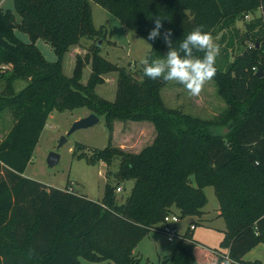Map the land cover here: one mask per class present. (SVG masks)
<instances>
[{
	"label": "trees",
	"instance_id": "1",
	"mask_svg": "<svg viewBox=\"0 0 264 264\" xmlns=\"http://www.w3.org/2000/svg\"><path fill=\"white\" fill-rule=\"evenodd\" d=\"M90 1L146 40L158 16L161 33L172 30L174 47L200 25L212 37L219 35L222 44L229 41L223 59L216 58L213 78L225 110L203 120L165 107L160 91L166 81L143 71L135 77L102 56L95 42L83 56L74 54L72 75H65L63 58L71 48L82 38L107 35L104 26H94ZM13 6L19 21L0 7V80L5 83L0 112L13 118L0 140V264H80V259L141 264L133 251L150 232L160 233L166 216L201 221L207 187L225 225L220 247L227 251H215L208 264L226 257L232 264H261L243 258L264 246V76L256 75L264 71V0H13ZM237 21H243L244 31ZM39 38L50 44L56 60L44 57L35 44ZM147 41V58H164L163 39ZM86 65L90 73L82 82ZM109 74L116 81L113 101L95 92ZM16 80L26 84L14 93ZM81 108L103 116L108 144L91 156L77 153L82 150L77 145L73 155L89 165L119 161L116 184L106 182L100 201L23 177L49 115ZM115 121L152 123L155 138L138 153L125 152L111 144ZM126 180L133 181L132 189L119 203L116 190ZM192 233L188 227L177 234L171 256L155 264H201L197 248H207Z\"/></svg>",
	"mask_w": 264,
	"mask_h": 264
},
{
	"label": "rangeland",
	"instance_id": "2",
	"mask_svg": "<svg viewBox=\"0 0 264 264\" xmlns=\"http://www.w3.org/2000/svg\"><path fill=\"white\" fill-rule=\"evenodd\" d=\"M3 9H10L14 13L13 0H4ZM92 20L96 28L104 26L107 32L105 38L90 41L82 38L79 45L71 48L63 58V72L67 76L72 75L74 67V54L80 53L82 56L88 52L92 44L100 43V54L112 63L124 65L130 69L134 76L141 77L143 65L141 61L147 58L151 49L150 43L143 37L133 31L125 28L119 20L99 4L90 1ZM258 15L259 12H256ZM16 21L19 16L15 13ZM245 18L244 20H247ZM236 26L242 32L244 31L243 21H237ZM15 34L24 42H29V37L25 32L15 29ZM220 36L213 37L216 44L219 45L220 53L217 59L222 60L224 57L223 47L225 43L220 42ZM36 46L42 52L44 57L49 61L56 60V55L50 44L39 38L35 41ZM237 47V41L235 44ZM230 59L233 57L232 48H229ZM163 59L162 57H157ZM156 58V59H157ZM90 73V66L86 65L83 69L82 82H86ZM114 74L105 75V81L95 87V92L100 97L113 101L116 91V81ZM25 81L16 80L14 83V93L19 92L25 85ZM5 83L0 80V93L4 90ZM161 98L165 107L173 110H179L184 114L191 115L203 120L213 119L215 116L225 110L226 106L222 98L217 93V87L212 79L204 86L203 91L198 97L191 96L187 90L176 82H166L160 91ZM93 114L87 109H75L71 111L52 112L47 123L41 132L38 143L33 151L30 163L26 167L23 175L29 179L38 181L50 188L60 190L68 189L77 195L86 196L92 201H100L103 196L104 185L107 181L116 184L114 174L118 171V160H114L110 167L103 162L96 165H89L84 159H77L73 152L77 145L82 146V150L77 153H86L91 156L95 150L103 149L108 144L109 133L105 127L103 116L99 117V122L91 127L79 129L67 136L72 124L82 118ZM95 115V114H93ZM96 116V115H95ZM13 125V118L8 111L0 112V140H3ZM111 144L125 152L138 153L144 147L152 143L155 138V130L152 123L149 122H126L115 121L112 129ZM62 138L66 142L59 147ZM50 153L59 156L56 165L49 166L47 158ZM106 172L110 176L106 178ZM194 185V180L192 179ZM133 181L126 180L119 183L120 192L116 191L119 203H123L130 195ZM207 198V204L203 208V218L197 221L196 218H185L178 220L174 224L178 234L183 235L187 228L194 226L192 233L194 241L207 246L210 250L204 256V249L198 251V258L201 264H208V260L213 259V253L216 251L220 254H226V251L220 247L223 239L221 225L223 221L217 220L218 203L211 187L204 189ZM211 219L212 221H209ZM193 222V223H191ZM221 229V230H220ZM175 241L168 242L165 234L152 231L146 236L135 248L133 253L141 259V264H155L160 259L169 258L172 254ZM205 257V259H203ZM80 264H111L108 261L99 263L89 262L80 259Z\"/></svg>",
	"mask_w": 264,
	"mask_h": 264
},
{
	"label": "clouds",
	"instance_id": "3",
	"mask_svg": "<svg viewBox=\"0 0 264 264\" xmlns=\"http://www.w3.org/2000/svg\"><path fill=\"white\" fill-rule=\"evenodd\" d=\"M163 20L158 16L154 18V27L148 32L147 40L155 41L162 38L168 47L164 58L141 61L144 75L152 80L163 79L166 82H176L193 96L198 97L207 82L216 75V58L220 53L219 45L213 40L210 33L203 31V26L195 27L174 47L172 30L166 29L161 33ZM203 53L202 57L194 53ZM221 264H232L231 259L226 257Z\"/></svg>",
	"mask_w": 264,
	"mask_h": 264
},
{
	"label": "water",
	"instance_id": "4",
	"mask_svg": "<svg viewBox=\"0 0 264 264\" xmlns=\"http://www.w3.org/2000/svg\"><path fill=\"white\" fill-rule=\"evenodd\" d=\"M98 46H100V43H98ZM256 75L258 77L264 76V71L262 69H259ZM98 122H99V118L93 114H91L85 118H82V119H80V120H78L72 124L71 128L69 129V131L67 133V136L71 135L76 130L91 127ZM64 142H66V138H62L60 140L59 147L62 146L64 144ZM58 160H59L58 155H56L54 153H50L48 158H47V163L49 166H54L57 164Z\"/></svg>",
	"mask_w": 264,
	"mask_h": 264
},
{
	"label": "crops",
	"instance_id": "5",
	"mask_svg": "<svg viewBox=\"0 0 264 264\" xmlns=\"http://www.w3.org/2000/svg\"><path fill=\"white\" fill-rule=\"evenodd\" d=\"M4 0H0V7L2 8L3 6V2ZM23 177H24V175H23ZM25 178H27V177H25ZM217 210H218V208H217ZM174 212L175 213H178V211H176V210H174ZM205 212V211H204ZM176 215V214H175ZM219 215V214H218ZM207 217V214L205 213V215H204V219H207L206 218ZM187 218H192V217H187ZM202 218H203V216H202ZM183 220V219H182ZM209 221H212L211 219H208ZM217 220L219 221V220H221V221H223L220 217H217ZM191 223H193V222H191ZM223 227H225V225H224V222H223V224L221 225V228L223 229ZM195 230V229H194ZM193 230V231H194ZM221 230V229H220ZM224 230H222V232H223ZM178 234V233H177ZM201 245H203V244H201ZM203 246H205V245H203ZM201 248H203L204 249V252H202V253H204V254H206V253H208V251L210 250L207 246H206V248L207 249H205L204 247H200V248H197L198 249V251H199V249H201ZM226 251V250H225ZM226 254H227V251H226ZM208 256V255H207ZM161 260V259H160ZM243 260L244 261H254V260H258V261H260L261 262V264H264V246H262V245H259V246H257V247H255L254 249H252L249 253H247L245 256H244V258H243Z\"/></svg>",
	"mask_w": 264,
	"mask_h": 264
},
{
	"label": "built area",
	"instance_id": "6",
	"mask_svg": "<svg viewBox=\"0 0 264 264\" xmlns=\"http://www.w3.org/2000/svg\"><path fill=\"white\" fill-rule=\"evenodd\" d=\"M248 18V16H246ZM253 70H255L253 68ZM117 192H120V188H117ZM179 220L178 215L170 214L166 216L162 223L159 225L160 233L165 234L167 236L168 242L176 241L177 231L175 230L174 224ZM190 230H194V226L189 227ZM180 235V234H179Z\"/></svg>",
	"mask_w": 264,
	"mask_h": 264
}]
</instances>
